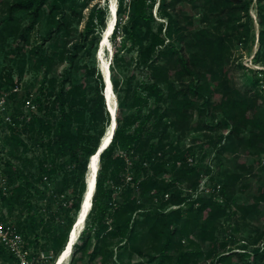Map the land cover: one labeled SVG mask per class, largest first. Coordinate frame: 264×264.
Here are the masks:
<instances>
[{"label":"rangeland","instance_id":"rangeland-1","mask_svg":"<svg viewBox=\"0 0 264 264\" xmlns=\"http://www.w3.org/2000/svg\"><path fill=\"white\" fill-rule=\"evenodd\" d=\"M15 1L17 0H0V21L6 16L8 5ZM96 3L105 6L108 11L101 34L86 28L90 10ZM130 3L131 0H125V13L120 15L116 12V23L120 18L122 25L128 21ZM210 4L211 0H148L146 3L157 22L156 25L162 24V34L171 22L180 32L183 29L184 41L177 35L169 39L170 42L165 40L164 45L171 44L176 48L185 47L198 30L216 28L213 17L207 15ZM259 4L264 6V1L258 3V0H253L249 16L243 11L231 14L227 28L220 29L221 34L226 33L221 64L229 71L231 85L241 93H258L264 96V81L260 78L257 84L252 82L255 79L254 71L264 69V59L257 39ZM118 5V0H76L74 11L67 18V28L55 32L50 39H46L50 24L45 11L40 20L27 31L25 38L21 37L22 32L30 24V15L26 12L14 15L15 26L9 30H2L0 26V95L6 94L7 99L5 117H0V189L11 193L14 186L24 183L25 178L36 182L40 176L41 161H44L46 169L43 180L32 189L36 195L33 197L35 207L30 215L22 204L16 205L12 213H9L0 203V214L4 216V220L0 222L28 224L35 219L37 226L29 234V240L32 241H29L28 248L34 254L47 256L50 262L46 264H56L57 257L67 244L79 212L69 209L68 203L71 197L79 194L83 200L90 157L83 154L78 161L67 156L56 157L48 149L54 141L53 130L47 131L36 126L34 130L24 131L23 127L31 116L43 119V123L55 124L63 108L72 106L75 110L82 111L86 110L85 104L91 107L97 98V88L99 89L97 77L101 76L104 83L105 68L109 69L111 81L116 80L119 83L117 88L112 84L116 111L126 84L130 86L129 96H149L148 86L151 80L146 67L138 61V44L132 36L121 31L120 26L116 37L110 35L105 43L103 41L105 30L114 17L112 9L116 10ZM251 24L254 25V41L251 33L246 31ZM10 31L13 32L12 35H9ZM143 43L147 44L148 41L144 40ZM80 44L83 47L74 55L75 46ZM187 48H193L192 51L196 52L195 47L189 45ZM119 49L122 50L119 55L124 54L122 59L116 61L115 54ZM257 53L260 54L259 58ZM41 57L46 58L43 64L39 63ZM171 62L174 63L175 60L164 58L159 63L172 70ZM170 72L173 74V71ZM169 82V87H159L163 102L155 104L156 98L150 96L142 109V121L148 112L159 109L145 123L142 134L143 139H149L146 149L135 143L122 151L125 165L116 170L111 168L113 177L106 182L114 196L112 209L107 212L112 215H106L105 218L108 230L114 228L117 222L115 210L133 201L140 206L139 210L127 214L130 217L129 228H133L131 237L107 238L104 242L101 241L99 245L106 244L110 252L105 258L98 256L92 264H159L161 242L141 224L145 212L155 209L164 214L177 208L181 211L178 220L171 216L169 218L178 233L173 238V246L163 264H203L209 255L214 257L221 249L243 252L252 250L255 246L264 247V201L259 202L257 209L248 211L244 208L248 212L245 217L242 211L237 210L238 205H251L264 196V145L247 147L235 141L231 150L221 151L220 146L228 131L219 124L221 116H213L207 110L194 113L189 129L183 123L178 129L174 128L167 119L160 122L159 115L167 106L164 100L171 93L170 88L173 91L184 88L187 78L175 79L171 76ZM70 90L75 91L74 100L53 104L60 92L66 94ZM104 91L105 83L102 94L107 110ZM30 93L33 94L35 104L41 103L33 113L25 107V97ZM135 111L138 110L132 112ZM88 118V112L85 111V123H74L73 130H90L89 144L93 146L102 128L106 131L110 116L108 122L104 118V121L95 124ZM12 134L19 136L30 147L24 149L10 141ZM247 137L248 132H244L242 138ZM177 156H182L183 159L176 160ZM140 163L146 168L152 163L161 165L155 178L160 183H171V188L166 193L142 194L138 186L141 175L137 176L134 168ZM187 165L199 173L197 189L190 188L187 180L177 179V172L187 168ZM10 176L18 179L11 183ZM222 187L230 196L227 203L222 195ZM177 197L185 198L180 206L170 201ZM198 197L212 198V202L224 207L227 204L226 212L215 222L207 223L203 215L196 213L197 204L191 209L193 201ZM95 216L91 212L85 227ZM204 225L207 230L202 234L200 230ZM55 236L60 242L54 240ZM95 243L96 240L91 238L90 249ZM181 253H185L186 257L179 260ZM87 262L86 254L81 257L80 254L74 256L72 252L65 264H88ZM0 264H8L1 255Z\"/></svg>","mask_w":264,"mask_h":264},{"label":"trees","instance_id":"trees-1","mask_svg":"<svg viewBox=\"0 0 264 264\" xmlns=\"http://www.w3.org/2000/svg\"><path fill=\"white\" fill-rule=\"evenodd\" d=\"M76 0H17L8 5L6 10V16L0 21L2 30H9L15 23L14 15L20 12H26L30 15V24L23 30L21 37L25 38V34L31 29L41 18L42 14L46 13L49 20V29L47 31V38L50 39L52 35L61 30H65L67 27V18L70 12L74 11L73 5ZM148 0H131L130 12L128 21L122 25V19L116 23L113 31L114 37L117 36L118 31H124L128 35H131L135 43L138 44V61L142 62L149 74L151 83L148 86L149 96L147 98H141L138 94L129 96L130 86L125 85L124 91L120 96L118 109L116 112L117 128L114 132L110 145L102 151L100 154L99 164L100 168L97 174L95 192L92 200V207L87 217L92 213H95V217L90 223L87 224L85 230L82 231V235L79 236L78 241L73 246L72 252L74 256L83 254L88 256V264H92L98 256L103 258L108 256L110 252L107 249L106 244L100 246L101 241L107 240V238H130L133 228L130 226V217H127L128 213L139 210L140 206L135 202L125 204L119 210L114 211V215L117 216V222L115 227L108 230L109 226L105 222L106 215H112L107 213L109 209H112V199L114 198L113 192L106 186L108 178L113 177V173L110 169L114 170L121 168L125 165L124 157L121 156V152L132 147L135 143L141 145L144 149L148 145L149 139H143V130L145 123L154 114L159 112L157 108L155 111L148 112L147 117L141 120L142 109L148 102V97L154 96L156 98L155 104L163 102L161 96L160 85L169 87L171 83L169 79L171 76L175 79H186L187 85L177 91H173L170 88L171 93L167 100V106L159 115V121L164 119L170 121V125L174 128L180 127V125L187 124V129L191 128L194 113L196 111L202 112L209 111L213 116L220 115V126L228 131V135L224 143L220 146L221 151L231 150L235 141L243 146L253 147L255 145H264V96L258 93L243 94L237 88L233 87L230 82L229 71L225 66H222L223 53L225 47L224 35L221 34L220 29L227 28V23L231 14L238 11H243L249 16L253 0H211L210 8L207 15H211L215 22V29L209 30L208 28L198 30L194 34L193 40L190 39L185 47L176 48L174 45L165 44V40H169L177 35L184 41L183 29L178 30L176 25L172 22L169 27L166 28L165 33L162 34V24H157L152 16V13L148 10L146 5ZM264 0H258L261 3ZM118 7L116 12L120 15L125 13V0H118ZM108 11L105 6L100 3H96L90 10L89 17L87 19L86 28L92 31H98L101 34L105 28L106 18ZM251 19V18H250ZM208 20H204L207 22ZM257 25H258V43L261 49V53L264 59V6L257 5ZM117 26V28H116ZM0 30V34H2ZM254 25L251 24L246 31L251 33L252 41H254ZM13 32L10 31L9 35ZM16 35V33H15ZM144 40L148 41L144 44ZM170 42V40H169ZM191 47H195L196 52ZM164 46L162 49L160 47ZM83 46L76 45V51L74 55ZM187 48V49H186ZM121 49L117 50L115 56L116 61L123 58V54H120ZM187 51V52H186ZM259 52V53H260ZM257 53L258 58L260 54ZM46 57V56H45ZM45 57H41L40 64L46 61ZM174 59L175 62H171V69L161 65L159 62L162 59ZM173 71V74H171ZM151 73V74H150ZM255 79L252 80L253 84H257V81L261 78L264 81V69H257L254 71ZM99 82V89L97 88V98L91 107L85 104L86 110H75L72 106L69 108H63L62 114L58 118L55 124L43 123V119L31 116L24 125L23 130H34L36 126L47 131H52L54 135L53 143L48 146V149L56 157H69L73 161L80 160V156L87 154L91 157L100 143V140L105 133L102 128L99 136L96 138L94 145L89 144L91 140L90 130L83 131L82 129L73 130L74 123H85V111L88 112L89 121L92 123H98L104 121L106 118L109 120L108 112L105 108V101L102 94V88L104 83L101 76L97 77ZM114 88H117L119 83L116 80L112 81ZM32 94V93H30ZM25 97V100L30 96ZM75 91L70 90L68 93L63 94L60 92L53 104L56 102L64 103L66 100H74ZM34 102V99H33ZM35 104V102H34ZM37 109L41 106V103L35 104ZM138 110L137 112H132ZM33 113V112H31ZM93 127V125L91 126ZM10 129L14 131V128L10 126ZM248 132L247 139L242 138V134ZM14 141L16 144L22 146L24 149H28L30 146L24 142L19 136L12 134L10 141ZM183 159L182 156H177L176 160ZM40 176L36 182H32L28 178H25L24 183L14 186L11 193L4 192L0 189V203L3 207H6L9 213H12L14 207L18 204H22L28 211V215L33 211L35 205L33 197L36 193L32 192V189L37 187V184L43 180L44 173L46 172L44 161H41ZM161 165L154 163L150 164L148 168L140 165H135V171L137 176L141 175V180L138 182L140 192L142 194H159L166 193L171 188V183H160L155 174L161 169ZM145 172V175H143ZM155 172V173H154ZM152 173V174H149ZM143 176V177H142ZM18 177H11V183H14ZM177 179L187 180L190 184V188L197 189L199 184V173L195 168L189 167L182 168L177 172ZM137 182V178L135 179ZM222 195L225 201L230 199L227 195L225 188L222 187ZM36 197V196H35ZM190 199V197H189ZM185 198H173L171 203L180 206ZM264 201L263 198L251 205H238L237 210L242 211L243 216H246L251 209H257L259 202ZM82 202V195L73 196L68 203L69 209H74L75 212L80 210V204ZM194 204H197L195 209L196 213L203 215V218L207 223H213L216 219L226 212L227 204L224 206L219 205L217 202H212V198H196L192 203V210ZM181 211L179 208L175 209L169 214H164L158 209L147 211L144 214V219L141 224L145 225L148 232L152 236L161 242L159 248V255L161 262L167 257L168 251L173 246V238L178 233L176 228L172 227V221L170 216L178 220L180 218ZM3 215L0 214V221L4 220ZM31 217V216H30ZM33 218V217H32ZM18 232L24 237L29 245L30 233L34 231L37 226L35 219H32L28 224L18 222L14 224ZM200 230L202 234L206 233L207 228L202 226ZM95 239L96 243L90 249V240ZM55 241H59L56 236ZM64 245V243H63ZM0 255L8 264H15L12 255H10L4 247L0 244ZM186 257L185 253L179 255V260ZM187 254V258H188ZM244 262V264H263L264 263V247L255 246L252 250L243 252L233 251L228 252L223 249L219 250L214 257L209 255L206 262L210 264H232V262ZM50 262V261H49ZM123 264V263H122Z\"/></svg>","mask_w":264,"mask_h":264},{"label":"bare ground","instance_id":"bare-ground-1","mask_svg":"<svg viewBox=\"0 0 264 264\" xmlns=\"http://www.w3.org/2000/svg\"><path fill=\"white\" fill-rule=\"evenodd\" d=\"M112 14L114 17L110 21L108 28L105 30V35H104V40H103L104 43L107 41L108 37L110 36L114 28V24L116 21L115 19L116 10L115 9H112ZM103 74L105 76L106 84H107V88H106V102L108 104V105L106 104L107 111H108V108H110L111 113L114 116V120L111 124L110 123L108 124L107 129L102 136V145L105 147H103V149L100 151L99 154L94 153L88 161V169H87V175H86V188H85L83 200L81 202L79 214L74 222V226L70 230L68 241H67L65 248L60 252L59 256L57 257L56 264L66 263V261L68 260L72 252L73 246L78 241L79 236L83 228L85 227L87 216L92 207V200H93V196L95 192L100 154L110 145L112 137L115 132L116 125H117L116 102L114 101V98H113L114 91H113L112 81L110 78L109 69L107 68L103 69Z\"/></svg>","mask_w":264,"mask_h":264},{"label":"built area","instance_id":"built-area-1","mask_svg":"<svg viewBox=\"0 0 264 264\" xmlns=\"http://www.w3.org/2000/svg\"><path fill=\"white\" fill-rule=\"evenodd\" d=\"M25 107L30 112L37 110V106L33 102V94H30L25 100ZM6 108V94L0 95V117H5ZM0 244L12 255L15 264H46L50 261L47 256L30 252L27 241L12 223L0 222Z\"/></svg>","mask_w":264,"mask_h":264},{"label":"water","instance_id":"water-1","mask_svg":"<svg viewBox=\"0 0 264 264\" xmlns=\"http://www.w3.org/2000/svg\"><path fill=\"white\" fill-rule=\"evenodd\" d=\"M104 83H105V93H104V95H105V99H106V88H107V84H106V79H105V76H104ZM106 104H107V102H106ZM108 105V104H107ZM108 112H109V116H110V124L113 122V120H114V116H113V114L111 113V110H110V108H108ZM103 147H105V146H103L102 145V138H101V140H100V143H99V145H98V147H97V149H96V154H99L100 153V151L103 149ZM84 197V196H83ZM80 207H81V205H80ZM78 214H79V212H78ZM78 216V215H77Z\"/></svg>","mask_w":264,"mask_h":264},{"label":"clouds","instance_id":"clouds-1","mask_svg":"<svg viewBox=\"0 0 264 264\" xmlns=\"http://www.w3.org/2000/svg\"><path fill=\"white\" fill-rule=\"evenodd\" d=\"M83 230H84V228H83ZM83 230H82V231H83ZM81 233H82V232H81ZM71 253H72V252H71Z\"/></svg>","mask_w":264,"mask_h":264}]
</instances>
